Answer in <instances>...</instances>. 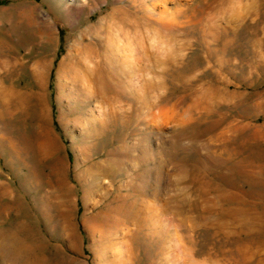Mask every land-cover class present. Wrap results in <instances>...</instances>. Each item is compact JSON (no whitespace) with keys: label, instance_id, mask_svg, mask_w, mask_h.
<instances>
[{"label":"rangeland","instance_id":"1","mask_svg":"<svg viewBox=\"0 0 264 264\" xmlns=\"http://www.w3.org/2000/svg\"><path fill=\"white\" fill-rule=\"evenodd\" d=\"M17 89L68 162L60 234L51 177L4 145L36 117L0 116V228L31 229L42 264H233L244 240L263 264L264 0H0V90ZM83 147L114 171L85 174ZM6 241L0 264H21Z\"/></svg>","mask_w":264,"mask_h":264},{"label":"bare ground","instance_id":"2","mask_svg":"<svg viewBox=\"0 0 264 264\" xmlns=\"http://www.w3.org/2000/svg\"><path fill=\"white\" fill-rule=\"evenodd\" d=\"M48 66L49 62L43 64V68L45 70L48 68ZM69 72L72 83L76 84L77 77L79 76L77 74V71L75 69H69ZM42 82L43 79H41L39 88H42ZM97 82L99 83V89L101 91L102 89L109 87L106 80L103 79L102 76L100 78V75H98L97 77ZM40 95L42 97L41 93ZM38 99L39 95L37 94V92L24 91L21 89L6 92L0 90V116L2 114L13 111H28L32 114L33 117H36L37 119V123L33 125L28 131L23 130V128H10L9 124L4 138V145L6 146L8 155L11 159L13 158L15 160H19L21 164L24 163L25 165L27 164V159L31 158L33 161L37 162L36 164L41 168V171H44L45 169V174H48V176L51 177V180L53 181V189L52 192H49H51L50 195L52 197L50 198V200H47L46 205H61L59 208L54 209L55 219L51 221L54 223L55 226L58 227L60 234H62L65 231H69L70 229L72 230L73 228L70 218V212L67 209L70 207L71 204V198L69 197V192L71 191V188L66 185V182L64 180V177L66 176L65 173L68 168V162L64 158L62 146L59 144L56 136H54L53 132L49 128L50 126L47 121V115L44 112L45 110L39 109V106L36 105ZM79 151L81 158H79L78 161H81V163L83 162L84 164V168L82 170L85 174H88L93 179L97 180L99 175L109 174L114 171V165L111 163V161L105 158L100 160H93L95 156L101 155L100 152H94L92 150L88 151L84 147ZM76 162L77 161L75 160L74 166L77 165L78 162ZM27 165L29 171L28 176L32 180L35 177L34 169L31 168L32 165L30 166L29 163ZM32 181H34V179ZM3 195L4 194H1L0 191V199H2L1 197ZM53 197L55 198L54 201H52ZM5 205H7V202L3 204V206ZM106 222L107 218L102 223L104 224ZM20 230H23V232ZM19 231L23 234V237L20 236L21 233H19ZM0 233L4 235V238L6 237V239H8V242L6 241L8 245L7 248L9 249L11 255L17 254V256H20L19 258L21 260V264H42L43 261H46V259L41 256V252L37 250L41 249L39 248L40 245L36 243L34 233L28 227L20 228L19 230L16 228L12 229V227L5 230L4 228H0ZM250 243L251 242H249L248 240H244L239 243V248L233 250V254L237 257V261L233 262V264L248 263V261H246L243 256H246V253L250 251L248 247Z\"/></svg>","mask_w":264,"mask_h":264}]
</instances>
